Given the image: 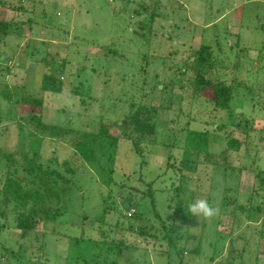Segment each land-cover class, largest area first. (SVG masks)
<instances>
[{
	"label": "rangeland",
	"instance_id": "obj_1",
	"mask_svg": "<svg viewBox=\"0 0 264 264\" xmlns=\"http://www.w3.org/2000/svg\"><path fill=\"white\" fill-rule=\"evenodd\" d=\"M144 2L0 0V19L13 25L0 40V92L9 88L14 101L25 96L41 98L44 125L94 133L105 123L112 134H120V123L128 127L142 96V104L146 102L156 111V144L144 145L142 159L130 142L121 140L113 174L108 177L97 165L82 163L70 146L71 134L61 140L45 138L40 145H29L30 128L17 118L15 107L0 98V264H179L180 259L184 264H216L228 257L220 255L231 238L240 245L237 248L242 264H254L255 260L264 264V239L257 237L264 218V190L252 201L253 205H262L260 213L252 216L249 226L233 234L231 219L219 211L222 200L228 203L236 199V205L248 210L256 168L264 169V94L257 93L264 92V0H160L162 8L153 22L134 9ZM189 45L195 50L209 45L225 63L241 59L244 70L239 81L244 86L234 91L232 111L251 123L249 128L235 130L234 138L242 146L226 154L229 167L201 165L192 174L194 177L187 176L179 183L182 128L193 120V129L208 130V150L218 155L226 142L214 131V125L219 121L228 124L234 118L222 120L225 113L202 99L192 103L181 88L158 93L155 86L159 84L151 89L144 82L148 78L139 69L144 67L146 76L154 75V67L147 62L171 53L173 57L188 58ZM46 75L49 78L44 80ZM59 84L61 92H50L49 88L53 90ZM130 92L133 95L127 98ZM257 102L260 106L255 105ZM22 152L44 170L65 175L68 165L79 169L66 176L67 185L25 179ZM254 153L252 163L250 156ZM4 155H13L15 163ZM169 164L176 168H169ZM238 167L244 170L237 190ZM8 177L30 190L47 187L56 192L60 201L53 198L50 205L60 210L58 220L36 223L21 241L15 228L17 215L30 206L20 207L2 195V185ZM148 183H152L155 210L163 222L187 225L192 216L197 223L188 230L194 241L186 245L180 242L179 254V250L175 252L165 245L164 232L154 222L150 199L140 197ZM178 185L180 205L173 213L174 209L168 207L177 203L174 188ZM132 188L140 193L129 197ZM124 197L131 198L132 210L151 223L150 234L157 241L137 237L138 225L133 226L125 218ZM200 200L215 210L214 215H191L190 206ZM130 226L133 231H129ZM112 240L116 248L110 245Z\"/></svg>",
	"mask_w": 264,
	"mask_h": 264
},
{
	"label": "trees",
	"instance_id": "obj_2",
	"mask_svg": "<svg viewBox=\"0 0 264 264\" xmlns=\"http://www.w3.org/2000/svg\"><path fill=\"white\" fill-rule=\"evenodd\" d=\"M144 1L146 2L138 5L137 8L134 9H137L138 15H145V17L149 18L151 22H153L154 20H156L157 16H159L157 15V10L162 8L161 2L160 0ZM126 8L127 6L124 7V10ZM19 10L22 11V7H19ZM12 27L13 25H11V22L0 19V40H2L9 34L10 28ZM165 44H167V42ZM218 46H220V44H218ZM187 50L189 54L188 58H178V56L173 57L175 56V54H173L172 56L171 53V55L169 54V56L172 57L160 56L155 58V60L151 62H147L146 65H152L154 67V69H152L153 72H151V74L154 75L146 76V73L148 75V72L145 73L144 67L142 69H139V73L143 76L145 75V77L148 78L144 82L149 83V85H151V89H155L156 87V91L158 93H162L163 89L173 92L174 89L181 88L184 92L188 93L187 97L192 103L202 99L218 112L225 113L226 117L221 118L222 120H225L227 118L232 119L233 116L234 118L228 124H226L224 121H219L218 124L215 123L214 125V131L223 135L226 142L225 149L218 155L210 153L208 150V130L193 129L191 127V122H194L193 120L187 123L184 128H182V130H184V139L181 148L182 155L180 160V167L177 168V179L179 183L183 182L187 176L194 177L195 175L192 174H194L196 168L201 165L229 167L226 163V154L228 152H237L242 146V142L234 138L235 130L249 128L250 126L248 124L251 123V121L245 118L242 114H237L232 111L233 98H235L236 93L234 91L237 86H244L242 84L243 81H239V74L242 70H244V64L241 59H238L237 57L231 63H225L223 60L219 59L218 55L213 53L212 47L209 45H200L196 50L190 48L189 45V48ZM6 59L7 57L5 58V60ZM147 68H149V66ZM155 68H157V70H155ZM48 78L49 75H46L44 80ZM60 84L56 85L53 90L49 88L50 92H61L62 89L60 87ZM158 87H162V90ZM8 89L4 88V90L0 92V98L6 104L13 105L18 115L17 118L20 119V122L23 123V125H27L28 129L30 128L27 141L28 143H30L29 145H40L42 140L45 138L61 140V138L65 135L69 136L71 134L73 136V139L72 141L70 140V146L82 161V163L85 165H97L98 169L101 172L106 173L108 177H111L113 174L112 167L116 159L115 153L121 140L130 142L135 153L142 159L144 158V147H146L144 145L153 143L156 144V127L153 123V118L156 115V111L146 102V105L142 104V102L145 100V96L141 97L139 105L134 110V114L130 116L129 123H127L128 127L125 128V122H121L119 125V127L121 128L120 134H112L105 123L101 124V129L99 132L94 133L73 131L67 129L65 130L64 128L53 126L49 127L47 125H44L41 116L44 101L41 98H35L32 96H25L20 100L14 101L13 93L10 89ZM257 93L259 95L264 94V92ZM132 95V92H130L129 94H127V98H131ZM80 98L84 99L82 97ZM255 105L260 106V103L257 102ZM131 106L133 108L132 103ZM21 108H25L27 109V111H23ZM242 119H244L245 121L243 125L241 124ZM201 123L205 125L204 122ZM247 125L249 127H247ZM21 131L22 128L20 129V133ZM256 148L260 150L259 144H256ZM259 150H256V152ZM249 152L251 153L252 151ZM33 153L34 155H36L35 149H33ZM27 155V153L22 152L21 166L24 170L25 179L29 178L36 181H44L47 184H56L61 182L67 185L69 183V180L66 178V176L73 175L74 172L79 169L74 166L68 165L64 169L65 175L53 170H44L35 162L34 159L29 158ZM255 155L256 154L254 153L253 156H250L253 157L251 159L252 163H254L256 159L254 158ZM12 156L13 155H4V158L13 164L15 162ZM142 163L144 164L145 161H143ZM168 167L170 168L174 166H171L169 164ZM232 169L233 171L235 170L233 166ZM256 169V172L254 171L255 174L252 187V196L249 199V209L244 210L241 206L236 205L237 199L235 201L230 200L228 201V203L222 200L219 206L221 216H227L231 219V234H233V232L240 227L249 226L252 222V216H255V214H259L261 211L262 205L259 204L260 202H258V205H253L252 203L258 193L264 190V169ZM243 170V167L236 168L235 177L238 179L237 190L239 188V179ZM2 186L3 189L1 193L3 196L18 204L20 207L25 208V206H30L27 210L24 209V211L17 215L15 228L20 233L21 241L24 240L25 237L34 230L36 223L55 222L58 220L60 216V210L58 208L52 207L50 204L53 198H57V203H59L60 197L53 190L47 187H38L30 190L27 189L26 186H22L16 179L10 177L4 180ZM174 190L178 192V194L176 195L177 197L175 196L177 203L175 204V206L171 204L168 207L169 209H174L173 213L176 212L177 206L180 205L178 199L180 186H176ZM136 193L140 192H138L136 188H132L130 189V193L128 196L130 197L132 195H135ZM154 194L155 191L152 189V183H148L146 190L140 197L141 199H143L144 197H148L150 199V206L153 212V217L156 220L154 222H157L164 232L162 239L165 241V245L167 246V248L174 249V251L176 252L181 247L180 242H183L186 245L190 241H194L195 237L189 235L188 230L195 227L197 223L194 221L192 216L188 218L187 225H181L175 222L168 225L167 223L169 222V220L163 222L162 218L155 210ZM127 198L124 197L122 201V208L126 212L125 218L131 220L134 223L133 226L138 225V229L135 233L137 237L142 239L148 238L152 240V242L157 241L156 236L154 234H150L153 231L152 226L149 225L150 222H148L147 224V221H145V219L142 218L141 215L132 210L131 204L133 202L127 204L128 206H126ZM130 211L133 212L132 215H129ZM171 220L172 219H170V221ZM133 226L128 227L129 231H133ZM260 226L261 230L257 237L264 239V218H262ZM115 227H118V225L116 224ZM109 243L110 245H114V248L118 246L114 240L109 241ZM157 245H159V243ZM238 246L240 245L236 244L234 238H231L228 244H226V246L224 247L223 253L220 255V257H224V259L227 256L228 257L224 260V262H222V260L219 262L217 260L216 262L218 263H216L215 261L214 262L216 264H242V255L237 248ZM167 248L166 252L168 251ZM197 248L198 247L196 246V248L193 249L195 250ZM176 253L179 254L180 250ZM185 253L186 252H183L182 254L184 255ZM235 254H237L236 257H234ZM235 260L238 263H236ZM179 264H184L181 259L179 260ZM254 264H258V260H255Z\"/></svg>",
	"mask_w": 264,
	"mask_h": 264
},
{
	"label": "clouds",
	"instance_id": "obj_3",
	"mask_svg": "<svg viewBox=\"0 0 264 264\" xmlns=\"http://www.w3.org/2000/svg\"><path fill=\"white\" fill-rule=\"evenodd\" d=\"M190 212L194 216L202 215L205 217H209L214 215L215 210L210 207L206 201L200 200L190 206Z\"/></svg>",
	"mask_w": 264,
	"mask_h": 264
},
{
	"label": "water",
	"instance_id": "obj_4",
	"mask_svg": "<svg viewBox=\"0 0 264 264\" xmlns=\"http://www.w3.org/2000/svg\"><path fill=\"white\" fill-rule=\"evenodd\" d=\"M162 1H165V0H162ZM131 202H132V199L129 198V199L127 200L126 206H128L127 204H129V203H131Z\"/></svg>",
	"mask_w": 264,
	"mask_h": 264
},
{
	"label": "built area",
	"instance_id": "obj_5",
	"mask_svg": "<svg viewBox=\"0 0 264 264\" xmlns=\"http://www.w3.org/2000/svg\"><path fill=\"white\" fill-rule=\"evenodd\" d=\"M132 213H133V212H132V211H130V212H129V215H132Z\"/></svg>",
	"mask_w": 264,
	"mask_h": 264
},
{
	"label": "crops",
	"instance_id": "obj_6",
	"mask_svg": "<svg viewBox=\"0 0 264 264\" xmlns=\"http://www.w3.org/2000/svg\"><path fill=\"white\" fill-rule=\"evenodd\" d=\"M245 72V71H244Z\"/></svg>",
	"mask_w": 264,
	"mask_h": 264
}]
</instances>
